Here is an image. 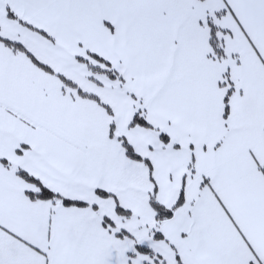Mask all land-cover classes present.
Instances as JSON below:
<instances>
[{
    "label": "snow or ice",
    "instance_id": "1",
    "mask_svg": "<svg viewBox=\"0 0 264 264\" xmlns=\"http://www.w3.org/2000/svg\"><path fill=\"white\" fill-rule=\"evenodd\" d=\"M0 264H264V0H0Z\"/></svg>",
    "mask_w": 264,
    "mask_h": 264
}]
</instances>
